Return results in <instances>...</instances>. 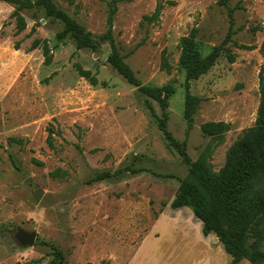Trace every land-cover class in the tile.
Here are the masks:
<instances>
[{"label": "rangeland", "instance_id": "obj_1", "mask_svg": "<svg viewBox=\"0 0 264 264\" xmlns=\"http://www.w3.org/2000/svg\"><path fill=\"white\" fill-rule=\"evenodd\" d=\"M53 1L101 48L78 50L68 37L59 40L64 25L40 8L21 12L27 27L19 32L16 7L0 0V264H49L53 252L44 243L59 248L68 264H230L223 246L211 243L215 235L204 239L190 208H171L189 167L148 110L150 104L161 116L159 104L107 60L115 50L144 86L172 85L168 130L186 142L192 161L212 143L210 164L219 172L228 150L258 116L264 0H228L227 7L219 0L120 2L113 44L103 39L112 0ZM161 1L159 21L148 25L144 17ZM194 29L203 55L223 46L235 60L224 52L191 82V94L201 103L188 134L179 45ZM36 40L49 43L50 66L42 47L31 50ZM164 56L170 72L162 69ZM76 65L97 75L99 84L81 78ZM219 122L231 125L223 140L204 134V125ZM104 174L111 177L95 180ZM36 190L43 193L40 201ZM14 227L36 231L35 246L18 245Z\"/></svg>", "mask_w": 264, "mask_h": 264}, {"label": "trees", "instance_id": "obj_2", "mask_svg": "<svg viewBox=\"0 0 264 264\" xmlns=\"http://www.w3.org/2000/svg\"><path fill=\"white\" fill-rule=\"evenodd\" d=\"M16 7L13 17L17 19L19 32L26 29L27 23L21 12L27 9L40 8L46 18L61 22L64 30L57 34L59 40L67 37L74 41L78 50L97 52L101 48L100 41L88 32L76 19L60 9L53 0H2ZM133 0H112V8L108 18V30L103 39L113 44V20L118 12L120 2ZM169 4H173L170 2ZM219 5L227 7L228 0H219ZM164 8L162 1L157 5L152 15L144 17L148 25L159 21ZM232 14V12H231ZM232 16V15H231ZM198 30L194 29L180 41L179 67L185 72V119L188 123V134L193 129V118L201 100L191 94V82L207 74L216 64L219 57L226 51L224 47H214L211 53L203 55L197 46ZM42 47L44 65L53 63V53L47 41L36 40L31 50ZM239 49L253 50L245 45ZM16 50H19L16 47ZM264 51V43L262 45ZM227 53V52H226ZM228 54V53H227ZM230 61L235 58L227 55ZM107 62L126 80L136 87L146 97L156 101L161 110L158 116L152 105L147 104L152 117L158 121V128L163 133L168 145L181 157L189 167L188 175L180 181L179 188L171 203L173 210L190 208L196 219L203 225V234H211L219 239L227 254L232 257L230 264H240L247 260L250 264H264V79L260 81V106L255 125L245 130L242 136L227 152L226 162L221 171H214L210 164L213 144L209 143L196 161L190 158L186 142H179L168 130L169 101L175 94V89L168 84L162 87L144 86L134 71L124 61L117 51L108 57ZM81 78L91 85L99 84L97 75L90 70L76 65ZM162 69L171 71V66L164 56ZM205 135L216 140H223L224 135L231 130V125L219 122L208 123L202 127ZM55 134L50 129L49 144L53 146L52 138ZM111 175L104 174L95 180L102 181ZM2 228H0L1 232ZM51 247L53 259L49 264H68L65 254L56 246L44 243Z\"/></svg>", "mask_w": 264, "mask_h": 264}, {"label": "water", "instance_id": "obj_3", "mask_svg": "<svg viewBox=\"0 0 264 264\" xmlns=\"http://www.w3.org/2000/svg\"><path fill=\"white\" fill-rule=\"evenodd\" d=\"M43 193L40 190H36L35 197L37 201H40ZM14 239L22 248L34 247L37 239L38 233L36 231H27L24 228L14 227L13 228ZM215 243H219V239L214 238Z\"/></svg>", "mask_w": 264, "mask_h": 264}, {"label": "crops", "instance_id": "obj_4", "mask_svg": "<svg viewBox=\"0 0 264 264\" xmlns=\"http://www.w3.org/2000/svg\"><path fill=\"white\" fill-rule=\"evenodd\" d=\"M197 220H198V219H197ZM201 224H202V223H201ZM202 233H203V225H202ZM203 236H204V234H203ZM209 238H210V236H208V237L204 236V239H205L206 241L210 240ZM211 241H212V242H211ZM211 241H210V242H211L212 244L215 243L214 239H211ZM217 244H219V243H217ZM219 245H220V244H219Z\"/></svg>", "mask_w": 264, "mask_h": 264}]
</instances>
